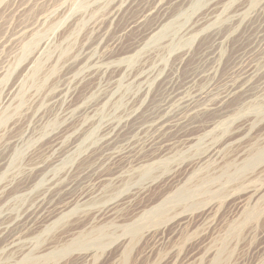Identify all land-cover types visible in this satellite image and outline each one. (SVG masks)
<instances>
[{
	"label": "rangeland",
	"instance_id": "374dc122",
	"mask_svg": "<svg viewBox=\"0 0 264 264\" xmlns=\"http://www.w3.org/2000/svg\"><path fill=\"white\" fill-rule=\"evenodd\" d=\"M0 264H264V0H0Z\"/></svg>",
	"mask_w": 264,
	"mask_h": 264
},
{
	"label": "bare ground",
	"instance_id": "6f19581e",
	"mask_svg": "<svg viewBox=\"0 0 264 264\" xmlns=\"http://www.w3.org/2000/svg\"><path fill=\"white\" fill-rule=\"evenodd\" d=\"M185 103V102H184ZM185 105V104H184ZM191 105V103H187L185 106L188 108L189 106ZM253 106V105H252ZM190 110V109H189ZM191 110H192V108H191ZM221 111V110H220ZM234 111V110H233ZM231 112V111H230ZM223 113H225V111L223 112ZM159 124H158V132L155 134V135H153L149 140H147V143H146V146H148V147H152V146H154L155 145V143H157V142H159L158 143V145L160 146L162 143H163V145L164 144H166L167 142L165 141L166 139L165 138H163V136L165 135V133H167V132H171V131H176V132H178V131H181V130H186V129H188L190 126H189V122H188V117H178V115L177 116H174V117H172L171 119H167V120H161V121H159L158 122ZM243 127V126H242ZM238 128V127H237ZM237 131V130H236ZM239 131V130H238ZM192 137V135H191V133L190 132H184L183 134H181V137H184L185 139H187L188 140V138H186V137ZM234 136V133L233 134H231L228 138H226L227 140H229L230 139V137H233ZM183 138V139H184ZM193 138V137H192ZM107 139H109V138H107ZM111 140V138L109 139V141ZM108 141V140H107ZM112 141V140H111ZM226 141V140H225ZM227 145V144H226ZM209 148V147H208ZM123 149H125V148H123ZM132 152V150H130V149H125V150H123V151H121V152H114V153H112L111 155H110V160H112V161H115L116 163H112L113 165L114 164H116L117 165V162H121V160H123V158H124V160L128 157V156H134L133 155V153H131ZM135 154V153H134ZM208 155H206L207 156V158L208 157H211V156H213V155H215V151H214V149H209V151H208V153H207ZM127 156V157H126ZM130 156V157H131ZM206 156H205V158H206ZM194 159V158H193ZM192 160V159H191ZM109 163H110V161H109ZM128 163V162H127ZM126 163V164H127ZM111 166V165H110ZM114 167V166H113ZM112 167V168H113ZM178 167V166H177ZM115 168H117V167H115ZM115 168H114V170H115ZM87 170V169H86ZM94 170V169H93ZM113 170V169H112ZM117 170V169H116ZM120 170V169H119ZM83 171V170H82ZM96 171V170H95ZM104 171V170H103ZM67 172H69L70 173V171H67ZM84 172H85V170H84ZM83 172V173H84ZM87 172V171H86ZM94 172V171H93ZM98 172V171H97ZM83 173H81L80 172V174H83ZM104 173V172H103ZM110 173V172H109ZM79 174V175H80ZM84 174H86V176L89 174H87V173H84ZM92 174V173H91ZM94 174H95V172H94ZM97 174H99V173H97ZM170 174V173H169ZM218 174V173H217ZM226 174V173H225ZM237 174V173H236ZM78 175V176H79ZM110 175V174H109ZM119 175V174H118ZM215 175V174H214ZM89 176V175H88ZM92 176H93V174H92ZM99 177H97V178H100V177H102L103 175H102V173L100 174V175H98ZM106 176V175H105ZM113 176H117V175H113ZM112 176V177H113ZM231 176V175H230ZM80 177V176H79ZM78 177V178H79ZM82 177H84L83 179H86L85 178V176H82ZM111 177V178H112ZM211 177V176H210ZM237 177V176H236ZM254 177V176H253ZM77 178V179H78ZM89 178V177H88ZM97 178H95V180H97ZM107 178V177H106ZM110 178V179H111ZM75 180H76V178H74ZM73 179V180H74ZM91 179V178H90ZM93 179V178H92ZM101 179V178H100ZM118 179V178H117ZM79 180H81L80 178H79ZM87 180V179H86ZM105 180V179H104ZM103 180V181H104ZM116 180V179H115ZM211 180V179H210ZM209 180V181H210ZM214 180V179H213ZM70 181V180H69ZM78 181V180H77ZM198 181H200V180H198ZM70 182H72V181H70ZM74 182V181H73ZM72 182V183H73ZM85 182V181H84ZM100 182V181H99ZM119 182V181H118ZM75 183V182H74ZM120 183V182H119ZM67 184V183H66ZM65 184V185H66ZM68 184H71V183H68ZM67 184V185H68ZM88 184V182L87 183H85V189H86V185ZM66 185V186H67ZM72 185V184H71ZM77 185V184H76ZM82 185V186H83ZM207 185V184H206ZM255 185V184H254ZM70 186V185H69ZM79 186V185H78ZM83 186V187H84ZM115 186V185H114ZM211 186V185H210ZM80 187V186H79ZM88 187H90V186H88ZM82 188V187H81ZM83 189V188H82ZM88 189V188H87ZM163 189V188H162ZM61 190V189H60ZM59 190V191H60ZM64 190V189H63ZM67 190V189H66ZM65 190V191H66ZM70 190H71V188L69 189V193H70ZM195 191V190H194ZM205 191V190H204ZM68 192V191H67ZM127 192V191H126ZM139 192V191H138ZM60 193V192H59ZM63 193V192H62ZM114 193V192H113ZM134 193V192H133ZM126 194V193H125ZM67 195V194H66ZM133 196V195H132ZM219 196V195H218ZM177 197V196H176ZM184 197V196H183ZM48 198H50V197H48ZM179 199H181V198H179ZM185 199V198H184ZM172 200V199H171ZM108 202V201H107ZM180 203V202H179ZM197 203V202H196ZM169 204V203H168ZM212 204V203H211ZM56 206L57 205H55L52 201H50L49 199L47 200V199H41V200H39L38 202H37V205L35 206V208H33V210L31 211V212H29L28 213V215H27V217H26V220H25V225L26 224H28V223H35L36 221H39V220H42V219H49V217L51 216V213L54 211V209L56 208ZM158 206V205H157ZM208 207H209V205H208ZM211 207V206H210ZM113 208H114V203H109V204H106V205H103V206H101L99 209H97V210H95L94 212H95V215H106L107 213H109V212H111L112 210H113ZM168 208H170V207H168ZM186 208V207H185ZM207 208V207H206ZM205 208V209H206ZM162 209H163V207H162ZM167 210V209H166ZM171 211V210H170ZM154 212V211H153ZM156 212H158V211H156ZM166 212V211H165ZM169 212V211H168ZM160 213V212H159ZM176 214V213H175ZM178 214V213H177ZM184 214V213H183ZM191 214V213H190ZM168 215V214H167ZM180 216H182V215H180ZM179 216V217H180ZM185 216V215H184ZM184 216H182V217H184ZM101 217V216H100ZM178 216H177V218H179ZM174 218H175V216H174ZM155 219V218H154ZM174 220V219H173ZM10 221V220H9ZM177 221V220H176ZM146 222V221H145ZM154 223V222H153ZM176 223V222H175ZM10 224V223H9ZM155 224V223H154ZM8 225V224H7ZM7 225L5 226L4 224H3V228H4V230L6 231V228H8L7 227ZM177 225H179V222L177 223ZM177 225L175 224L173 227H177ZM10 226V225H9ZM119 227V226H118ZM166 227V226H165ZM10 228V227H9ZM3 230V232H5ZM12 230V229H11ZM15 231H17V230H15ZM2 232V233H3ZM12 233H10V235H14V232L13 231H11ZM7 235V234H6ZM9 235V234H8ZM9 235V236H10ZM14 238V237H13ZM17 238V237H16ZM13 241H14V239H13ZM10 245H11V243H9ZM13 244V243H12ZM12 247V246H11Z\"/></svg>",
	"mask_w": 264,
	"mask_h": 264
}]
</instances>
